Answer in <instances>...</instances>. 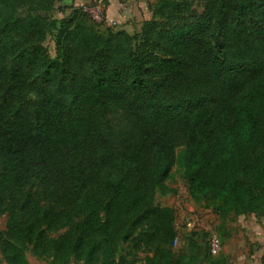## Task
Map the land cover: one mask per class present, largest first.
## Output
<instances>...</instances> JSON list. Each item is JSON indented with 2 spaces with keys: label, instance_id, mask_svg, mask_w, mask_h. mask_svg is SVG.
<instances>
[{
  "label": "trees",
  "instance_id": "16d2710c",
  "mask_svg": "<svg viewBox=\"0 0 264 264\" xmlns=\"http://www.w3.org/2000/svg\"><path fill=\"white\" fill-rule=\"evenodd\" d=\"M65 1L0 0V60L9 65L0 70V214L32 182L65 209L55 221L27 192V214L23 205L9 214L5 263L27 264L21 244L29 243L34 254L63 255L62 264H117L142 217L173 220V208L155 203L177 137L192 201H213L222 215L264 216V0H210L200 16L151 24L142 45L123 32L102 36L74 7L47 24L57 5L68 10ZM51 30L53 60L43 48ZM148 38L158 54L146 50ZM111 108L127 124L119 139L101 129ZM27 219L63 232L49 239ZM210 235L192 228L191 252L162 250L146 264H226L208 247L196 252Z\"/></svg>",
  "mask_w": 264,
  "mask_h": 264
},
{
  "label": "rangeland",
  "instance_id": "374dc122",
  "mask_svg": "<svg viewBox=\"0 0 264 264\" xmlns=\"http://www.w3.org/2000/svg\"><path fill=\"white\" fill-rule=\"evenodd\" d=\"M169 2L174 3L173 8H169ZM209 2L210 0H66L61 6L62 9L68 8V10L60 12L57 5L55 11L49 14L51 19L46 20V23L50 24L53 20L62 19L70 13V7H74L90 16L96 24V30L102 36L123 32L132 37L135 44L142 45L144 44L142 32L148 33L151 24H155L159 28L167 26L168 23L178 24L181 20L200 16L205 13ZM159 8L167 12L164 17L158 15ZM23 13L24 10L19 12V14ZM145 46L146 50L150 51V55L160 52L158 45L154 44V38H148L145 41ZM43 48L49 59L53 60L56 57L55 30H51L47 34ZM0 70L3 73L8 72L9 65L0 60ZM3 76L0 72V78ZM29 100H33V94L29 95ZM100 125L103 132L111 139H119L127 128L120 111L116 108H111L101 117ZM183 151V141L177 137L175 165L170 170L168 181L163 184L156 196V208L171 207L175 210L173 220L166 225L156 221L152 215L142 217L134 234L120 246L115 257L116 263L146 264L148 260L158 256L162 250L172 253L191 252L187 236L192 228H196L200 236L209 232L219 238L220 251L217 256L212 257L213 260L224 259L226 264H232L235 262L233 256L234 258L239 256L247 259L252 254H257L260 256V264H264V247L261 248L258 245L259 240H264V216L252 219V216L235 213L222 215L216 210L213 201H203L200 204L192 201L187 195L183 178L181 164ZM98 180L99 178H96L93 184H96ZM27 192L31 193L34 200L36 197L39 208L47 207L52 210L55 221H58V215L65 210L61 206V198L57 196L54 201L47 200L46 193L35 182L29 184L24 190L13 194L6 201L4 210L0 214V264H6L2 255V237L6 232L10 211L15 206L22 207L23 205L22 211L27 214L28 211L24 210L23 199ZM187 222L190 223V226H187ZM27 224H32V227H35V233L42 231L44 236L49 239H57L63 232L55 227V223L47 227L40 220L32 222L27 219ZM239 246L240 248H238ZM84 247V244L80 245V248ZM206 247H208V239L203 248L196 252L202 254ZM21 249L27 264H62L64 258L63 255H55L53 252L34 254L32 245L29 243L21 244ZM196 252L194 251V253ZM66 264H84V260L72 257ZM94 264L99 263L95 262Z\"/></svg>",
  "mask_w": 264,
  "mask_h": 264
},
{
  "label": "crops",
  "instance_id": "0c3cea01",
  "mask_svg": "<svg viewBox=\"0 0 264 264\" xmlns=\"http://www.w3.org/2000/svg\"><path fill=\"white\" fill-rule=\"evenodd\" d=\"M111 16V15H110ZM252 219H254V216H252ZM244 223V222H243ZM258 241V240H257ZM258 245L262 248L264 247V240H259L258 241ZM240 248V246L238 247ZM235 253V252H232ZM233 255V254H232ZM234 259L235 262H237V264H260V256H258L257 254H252L249 258H240L239 256H236V258H234V256L232 257ZM242 259V262H241ZM235 262H233L232 264H235Z\"/></svg>",
  "mask_w": 264,
  "mask_h": 264
},
{
  "label": "built area",
  "instance_id": "2783aa9c",
  "mask_svg": "<svg viewBox=\"0 0 264 264\" xmlns=\"http://www.w3.org/2000/svg\"><path fill=\"white\" fill-rule=\"evenodd\" d=\"M187 226H190V223H187ZM208 249H209V254L212 257H215L219 254L220 251V241L219 238L214 235L211 234L208 240Z\"/></svg>",
  "mask_w": 264,
  "mask_h": 264
}]
</instances>
